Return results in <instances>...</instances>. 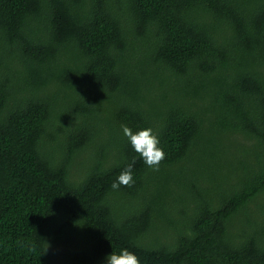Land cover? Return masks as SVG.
Segmentation results:
<instances>
[{"label":"trees","instance_id":"16d2710c","mask_svg":"<svg viewBox=\"0 0 264 264\" xmlns=\"http://www.w3.org/2000/svg\"><path fill=\"white\" fill-rule=\"evenodd\" d=\"M122 249L264 264V0H0V264Z\"/></svg>","mask_w":264,"mask_h":264},{"label":"clouds","instance_id":"9594fccd","mask_svg":"<svg viewBox=\"0 0 264 264\" xmlns=\"http://www.w3.org/2000/svg\"><path fill=\"white\" fill-rule=\"evenodd\" d=\"M124 136L128 138L134 151L143 158L144 163L153 170L158 171L160 163L165 159V153L160 144L157 135L153 134L151 128H145L135 133L126 125H122ZM135 163H129L119 174L117 181L113 182L111 187L119 189L120 186L130 187L134 183L132 169ZM107 264H140L139 258L127 249H122L119 254L112 252L106 258Z\"/></svg>","mask_w":264,"mask_h":264}]
</instances>
